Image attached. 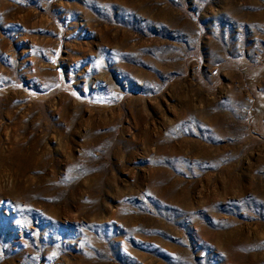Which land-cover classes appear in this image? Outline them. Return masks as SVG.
<instances>
[{"label": "rangeland", "instance_id": "1", "mask_svg": "<svg viewBox=\"0 0 264 264\" xmlns=\"http://www.w3.org/2000/svg\"><path fill=\"white\" fill-rule=\"evenodd\" d=\"M0 264H264V0H0Z\"/></svg>", "mask_w": 264, "mask_h": 264}]
</instances>
